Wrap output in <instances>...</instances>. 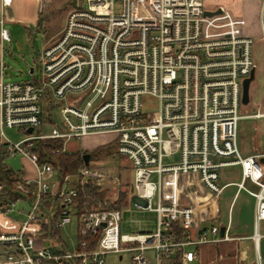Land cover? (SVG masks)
Instances as JSON below:
<instances>
[{
    "label": "built area",
    "instance_id": "1",
    "mask_svg": "<svg viewBox=\"0 0 264 264\" xmlns=\"http://www.w3.org/2000/svg\"><path fill=\"white\" fill-rule=\"evenodd\" d=\"M15 1L0 0L2 43H12L5 12ZM34 1L39 12L50 2ZM207 1L65 0L72 6L63 29L38 53L30 78L0 81V145L7 157L19 155L28 164L19 180L0 184V264H105L108 254L122 259L127 252L133 264H191L200 245L234 239L230 223L223 236L220 226L194 236L195 209L163 189L181 175H194L219 198L230 185L221 183L222 170L232 166L241 167L238 189L256 199L258 229L264 155L243 156L239 147L243 83L257 66L254 39L241 17L224 6L208 8ZM150 99L158 102L154 110L146 107ZM15 128L26 132L18 142L4 133ZM108 135L104 146L115 145L129 163L130 200L144 201L143 210L158 214L153 233L123 234L122 210L79 213L78 185H101L106 171L92 167V160L80 177H61L35 151L41 141L58 140L55 154L71 152V141ZM247 181L259 189H248ZM18 202L30 206L24 220L9 216ZM174 224L184 240L170 233ZM64 232L76 240L69 243ZM261 237H253L256 248ZM149 251L153 260L145 256Z\"/></svg>",
    "mask_w": 264,
    "mask_h": 264
},
{
    "label": "rangeland",
    "instance_id": "2",
    "mask_svg": "<svg viewBox=\"0 0 264 264\" xmlns=\"http://www.w3.org/2000/svg\"><path fill=\"white\" fill-rule=\"evenodd\" d=\"M258 0H208L206 6L208 8H217L224 6L229 9L234 15L241 17L245 22V27L257 28L260 24V11L258 6ZM69 10L65 6V0H50L45 3L44 9L39 12L38 6L31 7L27 4H21L14 14L15 20L7 21L5 27L10 31L12 43H5L6 62L10 63L6 73V82H23L30 78V68L34 67L36 58L41 49L50 41L56 39L61 33L65 18ZM36 16V20L28 19V16ZM27 17V18H26ZM41 19V25H38ZM158 102L150 99L146 103V107L149 110L157 108ZM57 120H59V111H55ZM252 122L241 121L240 130V143H250L249 136L252 135ZM49 127L46 130L49 131ZM7 136L13 141L18 142L26 136L24 130L6 129ZM97 139H103L104 142H108L112 139V136H97ZM92 139L87 137L83 142L71 141L68 145L69 151H78L80 145L94 147L95 144L89 145ZM89 143V144H88ZM99 148V147H98ZM97 149V148H96ZM95 149V150H96ZM112 149L115 150L116 146L112 145ZM93 151H85L87 153H93ZM112 152V151H111ZM95 154V153H93ZM90 163L92 167L103 168L107 173V178L99 185L102 190H108L107 199L113 203L116 202L120 196L125 197L124 202L119 206V209L123 212L122 233L123 234H140V233H153L158 226V214L148 210H143L145 207L144 201L135 200L131 201V181L132 173L128 161L119 156L118 154L105 155V153H96ZM6 163L14 170H24L28 164L23 160L22 156L7 157ZM119 177L121 185H117L116 178ZM153 180H158L156 175L152 176ZM171 184L168 188L164 182V194L169 196H175L177 194L176 179L169 181ZM168 186V185H167ZM159 204V196L157 195L153 200V207H157ZM14 211L9 214L10 217L18 220H24L25 214L30 210V206L24 202H18L13 206ZM101 208V207H100ZM222 217H226L223 214L224 207L221 208ZM225 213V212H224ZM66 232V231H65ZM63 233V237L69 241H75L76 237L72 234ZM0 247V251H1ZM123 258L120 259V254H108L106 256L105 264H133L131 256L133 253L127 252L122 254ZM145 256L153 260V253L151 251L146 252ZM151 264H155L154 261ZM191 264H198L197 262Z\"/></svg>",
    "mask_w": 264,
    "mask_h": 264
},
{
    "label": "crops",
    "instance_id": "3",
    "mask_svg": "<svg viewBox=\"0 0 264 264\" xmlns=\"http://www.w3.org/2000/svg\"><path fill=\"white\" fill-rule=\"evenodd\" d=\"M258 1L260 24L257 28H245L246 34L254 39L253 56L257 66L255 78L250 84V101L247 105H243L241 109L243 116L241 121L252 122V135L249 136V140L251 139L249 144L246 142L240 143L239 130V147L243 156L264 155V34L262 27L264 11L263 1ZM21 4L37 7L34 0H16L11 7L6 9V22L15 20L14 14H16L15 12ZM28 19L37 21V17L33 15L28 16ZM4 44L0 40V81L6 82V71L11 68V65L6 62ZM2 131L0 109V133ZM4 133L6 134V130H4ZM89 138L92 140L88 144H95L96 146L86 147L83 143L82 149L84 151H93L106 144L103 139ZM241 177L240 166L224 168L221 183L230 185L219 198L210 195L197 176L181 175L175 178L177 184V194L175 196L180 198L182 205L192 206L195 209L194 236L198 232L208 231L212 226L226 228L230 223L229 234L234 239L200 245L197 248L198 258L195 261L198 264H264V221L259 223L257 229L255 223L256 199L245 190L238 189L236 183L241 181ZM246 187L253 191L259 189L251 181L246 182ZM222 206L225 212L223 214H226L225 218L221 214ZM256 232L262 236L258 248H256L253 240Z\"/></svg>",
    "mask_w": 264,
    "mask_h": 264
},
{
    "label": "trees",
    "instance_id": "4",
    "mask_svg": "<svg viewBox=\"0 0 264 264\" xmlns=\"http://www.w3.org/2000/svg\"><path fill=\"white\" fill-rule=\"evenodd\" d=\"M67 10H69L72 4L65 2ZM38 25H41V19L39 20ZM61 143L58 140H46L41 141L37 144L35 151L40 154L42 161H52L57 172L61 177L71 176V177H80V171L84 166V156L87 153L85 151H71L66 153L55 154L54 152L61 147ZM112 151V152H111ZM93 153H105V155L117 154L115 150L112 149V145L101 146L97 148ZM91 153V160L95 154ZM7 149L5 146L0 145V184L8 183L12 185L15 181L20 179V176L23 174L21 170H14L11 168L5 161L7 158ZM79 195L76 198L74 205L78 212L85 210H91L94 208H103L106 210H121L119 206L124 202L125 197L120 196L116 202L111 203L108 199V190H102L100 186L92 182H88L84 185H78ZM12 200L16 199L15 195H10ZM170 233L174 234L177 238V241L184 240V231L179 228L178 225H172L170 228ZM181 250L177 251L176 259L180 258Z\"/></svg>",
    "mask_w": 264,
    "mask_h": 264
},
{
    "label": "water",
    "instance_id": "5",
    "mask_svg": "<svg viewBox=\"0 0 264 264\" xmlns=\"http://www.w3.org/2000/svg\"><path fill=\"white\" fill-rule=\"evenodd\" d=\"M217 13H220V11H218ZM206 15H210V16H211V15H213V14H212L211 12H206ZM254 78H255V71H252L250 77L247 78V79L244 81V83H243V104H244V105H247V104L249 103V101H250V96H249L250 84H251V82L254 80ZM32 132H33V129H32V128L28 129V133L31 134ZM90 160H91V155H90V154H86V155L84 156V161H85V163H86V164H89ZM261 163L264 164V157L261 158ZM225 230H226L225 227H222V228H221V235H222V236L224 235Z\"/></svg>",
    "mask_w": 264,
    "mask_h": 264
}]
</instances>
